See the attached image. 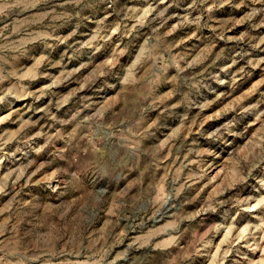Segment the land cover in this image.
<instances>
[{"label":"rangeland","instance_id":"rangeland-1","mask_svg":"<svg viewBox=\"0 0 264 264\" xmlns=\"http://www.w3.org/2000/svg\"><path fill=\"white\" fill-rule=\"evenodd\" d=\"M0 264H264V0H0Z\"/></svg>","mask_w":264,"mask_h":264}]
</instances>
